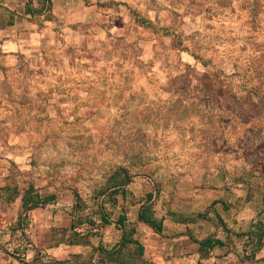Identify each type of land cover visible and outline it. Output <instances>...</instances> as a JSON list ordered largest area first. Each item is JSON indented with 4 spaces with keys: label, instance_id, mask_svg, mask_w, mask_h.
<instances>
[{
    "label": "rangeland",
    "instance_id": "1",
    "mask_svg": "<svg viewBox=\"0 0 264 264\" xmlns=\"http://www.w3.org/2000/svg\"><path fill=\"white\" fill-rule=\"evenodd\" d=\"M46 1L0 0V264H150L134 244L101 248L103 218L135 219L147 194L161 223H218L229 203L264 223V0H73L83 22ZM29 186L69 203L39 222L76 233L32 237ZM64 241L73 252L52 262Z\"/></svg>",
    "mask_w": 264,
    "mask_h": 264
},
{
    "label": "crops",
    "instance_id": "2",
    "mask_svg": "<svg viewBox=\"0 0 264 264\" xmlns=\"http://www.w3.org/2000/svg\"><path fill=\"white\" fill-rule=\"evenodd\" d=\"M59 0H50V3L53 4ZM69 4L74 5L78 11H76V15L73 14L72 18L83 22L87 18V11L83 6V3H78L77 1L69 0ZM48 4L49 1L47 0ZM30 3H27V6ZM68 15L71 16L72 10L67 11ZM32 14V11H27L25 15ZM54 15V10L52 11ZM128 183H125L124 186H114L109 190V194L112 195L114 207H116L120 200L124 203L130 193L127 191ZM27 191L29 194L27 195ZM238 193V194H237ZM237 194L241 196L242 189L239 187V190H230L227 193L231 198L233 197V201L235 202L234 195ZM71 194L65 195L70 196ZM36 196L40 199H45L47 197H54V200L46 203L43 206L32 207L33 202L36 201ZM236 196V195H235ZM151 197V198H150ZM153 195L147 194L146 200L141 204L138 208L135 219H129L128 216H124V214L119 215L116 223H108L107 218H103L104 227L102 230L104 231L103 240H101V248L107 250L109 247L111 251L107 252L108 255L117 256L118 248L123 244V242L127 241H135L137 242L143 250L144 257L146 262L150 264H201L202 260L209 258V255L212 252L222 251L224 258V264H243L248 260H255L256 262L262 263L264 261V223H248L243 221V208L240 206L236 208L235 204H223L222 211L225 215H220L216 211L215 218L218 223H200V222H209L208 215L205 213H198L195 216H190L192 218L189 221H181L182 223H161L153 216V211L151 213L152 217L158 222L160 225V233L156 232L153 228H151L148 224L140 222L138 220V216L143 208L152 207ZM73 200V199H72ZM60 199L58 195L52 194L48 196H42L39 192L35 191L32 186H29L26 190H24L21 196V208L25 213V217L31 213L33 218V223H31V229H33V235L35 238L39 240L38 233L41 228H48L49 238L48 244L51 246L53 242V235L56 233L58 237L61 236V239L66 240L67 232L74 234L76 233V226L70 220L69 223H51L48 219V223H40L38 220L39 213H37L40 209H44L46 207H54L55 209L60 208L61 206ZM65 204V200H62ZM231 202V200H229ZM218 202L212 201L211 205L207 210L213 209L212 206H215ZM75 205V203H74ZM77 205V204H76ZM250 208V207H249ZM72 209L76 213V208L72 205ZM116 209V208H115ZM238 209V210H237ZM248 210V205L244 208ZM124 210L128 211L129 209L124 206ZM133 212L132 209L129 210ZM68 216H71L68 214ZM201 216V217H199ZM123 219V222L120 223V219ZM22 222V220H21ZM3 225V227L1 226ZM8 223H0V229L7 228ZM206 227L209 230L208 234H204L200 236V231H202ZM222 229L221 235L222 237L214 236V233L218 232V228ZM55 228L61 229L58 232ZM261 229V230H260ZM35 232V233H34ZM54 233V234H53ZM53 234V235H52ZM63 234V235H62ZM4 235L0 230V241ZM212 238L214 240H219L223 244V247H215L211 251L207 253L206 256H202V253L199 251V242ZM259 245V247H257ZM73 244L71 243H63L61 246L53 245L50 249L52 250L51 255H49V259L53 261H63L68 260V256L72 251L71 247ZM239 248L240 251L238 250ZM259 248V249H257ZM73 252V251H72ZM105 252V251H104ZM13 258L16 257V253H13ZM212 262L215 263L217 258L213 255ZM218 261V260H217Z\"/></svg>",
    "mask_w": 264,
    "mask_h": 264
},
{
    "label": "trees",
    "instance_id": "3",
    "mask_svg": "<svg viewBox=\"0 0 264 264\" xmlns=\"http://www.w3.org/2000/svg\"><path fill=\"white\" fill-rule=\"evenodd\" d=\"M125 183L126 182H124V183L122 182V183H120V185H117V186H124ZM28 194H29V192L27 191V195ZM36 199L37 200L33 202V206L32 207H37L39 205L40 206H43L46 203H49V202L53 201L54 200V197L51 196V197H47L45 199H40L39 197L36 196ZM151 213H152L151 208H149V207L143 208L141 210L139 216H138V220L140 222H143L145 224H148L156 232H159L160 233V227H159L160 225L157 224L158 222L152 217ZM199 217H201V216H199ZM122 222H123V219L121 218L120 219V223H122ZM128 244H134L135 246H137L139 253L142 254L143 250H142L141 246L137 242H135V241H127V242L125 241V242H123V244H121V246L118 248V250H120L121 248H123L124 246H126ZM215 247H223V244L221 243V241L214 240L212 238H207V239L199 242V251L202 253V256H206L207 253L209 251H211ZM257 247H259V245ZM257 249H259V248H257ZM117 254H118V252L115 253V255H117Z\"/></svg>",
    "mask_w": 264,
    "mask_h": 264
}]
</instances>
